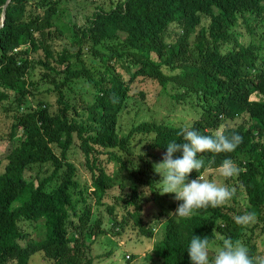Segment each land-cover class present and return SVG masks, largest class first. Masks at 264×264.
<instances>
[{"label": "trees", "instance_id": "obj_1", "mask_svg": "<svg viewBox=\"0 0 264 264\" xmlns=\"http://www.w3.org/2000/svg\"><path fill=\"white\" fill-rule=\"evenodd\" d=\"M64 6L67 33L57 23ZM262 40L264 0H8L0 25V116L10 143L0 159V264H27L35 252L51 264H91L90 244L104 233L92 204L101 205L112 186L110 163L133 183L114 204L152 235L140 225L142 188L152 193L161 181L154 166L168 143H182L183 128L211 134L237 117L241 121L226 126L227 134L237 133L243 142L232 153L203 157H214V168L230 158L243 169L235 185L243 209L226 204L191 218L159 215L149 256L159 264H191L193 235L217 234L242 240L259 257L247 231L264 227ZM37 66L53 106L29 104L39 82L28 74ZM138 83L155 84L191 106L196 117L185 125L140 118L124 126L123 113L143 110L135 104L142 97ZM251 93L256 99H249ZM72 150L82 155L87 185L80 186L68 160ZM104 209L113 225L108 231L119 235L113 204ZM245 212L257 219L241 227L234 217ZM39 224L42 236L26 238L29 225Z\"/></svg>", "mask_w": 264, "mask_h": 264}, {"label": "rangeland", "instance_id": "obj_2", "mask_svg": "<svg viewBox=\"0 0 264 264\" xmlns=\"http://www.w3.org/2000/svg\"><path fill=\"white\" fill-rule=\"evenodd\" d=\"M64 10L58 13L57 23L62 27L61 29L67 33V14L68 6H64ZM255 43L258 41V37L253 35ZM261 44L260 52H264V41H259ZM41 67L37 66L29 71L28 79L32 81H38L39 85L36 90L32 89V95L29 96V104L34 106L36 102L42 100L47 104L53 106L54 97L49 91H44L47 84L39 80ZM135 90L141 91L142 97L138 98L135 104L142 106V112L139 115H135L134 111L122 114L121 123L124 126H128L131 121L134 122L138 119H153L157 121H164L172 124H188L193 118L196 117L194 110L191 106L184 103H177L170 99L165 92H163L155 84L138 83L135 86ZM249 99H256L254 93L249 95ZM54 108V107H53ZM241 121L240 117L226 122L228 127L234 126ZM7 123L6 120L0 116V159L4 155V152L10 146L9 141L6 139L7 135ZM153 154L161 157L162 155L157 150H151ZM68 160L73 163L76 168L78 181L80 186L87 185V173L82 167V155L77 150H72L68 155ZM1 166V163H0ZM42 172L41 175H45L49 170ZM45 169V168H44ZM108 171L110 170L113 175L112 186L107 190L106 197L101 205H93V211L97 213L100 219V227L104 230L103 234H98L94 241L90 244L89 255L92 258L91 264H159L158 259H154L149 256L152 244L156 240V234L159 231L160 221L159 215H169L174 213L178 204L182 201L175 200L174 194L161 195L160 185L156 183L152 193L150 189L142 188V195H144L142 209L140 211V221L144 230L150 229L152 235H145L137 226L133 223L131 218L126 214L123 206L119 203L114 204L118 196L123 195L133 186V183L127 177L126 173L118 166L113 164L107 165ZM206 179L215 180L218 183L226 184L229 187L235 188V199L231 200L227 205L232 204L236 211L241 212L244 206V198L242 191L236 188L237 176L233 178L225 179L217 172L201 173ZM196 179V178H194ZM190 181V180H189ZM105 203L113 204V214L115 219L122 225L119 235L113 236L108 231L113 225L109 221V214L104 209ZM174 216V215H173ZM176 217V216H175ZM125 219L123 224L120 220ZM118 225V226H119ZM119 228V227H117ZM27 237L37 239L42 236L43 227L34 225L27 228ZM253 232H248L251 236V241L255 244V254L260 258H264V227L261 229L255 225ZM217 235V234H216ZM215 235V236H216ZM27 264H51L50 260L44 259L40 252L33 253L28 259Z\"/></svg>", "mask_w": 264, "mask_h": 264}, {"label": "clouds", "instance_id": "obj_3", "mask_svg": "<svg viewBox=\"0 0 264 264\" xmlns=\"http://www.w3.org/2000/svg\"><path fill=\"white\" fill-rule=\"evenodd\" d=\"M179 134L183 142L168 143L162 161L154 166L155 172L161 176L159 193L174 194L175 200L182 201L170 215L191 218L200 209L228 204L235 196V188L206 179L203 174L190 181L189 176L193 172L213 171L225 179L238 176L243 169L232 159L225 158L214 168L215 158L206 161L203 154L232 153L243 142V137L237 133L227 134L224 124L211 134H201L190 127L183 128ZM178 152H182V156L174 158ZM256 219L255 212L234 217L235 223L241 227L254 224ZM187 252L191 264H264V258L253 256L242 240L223 235H216L214 239L193 235Z\"/></svg>", "mask_w": 264, "mask_h": 264}, {"label": "water", "instance_id": "obj_4", "mask_svg": "<svg viewBox=\"0 0 264 264\" xmlns=\"http://www.w3.org/2000/svg\"><path fill=\"white\" fill-rule=\"evenodd\" d=\"M7 2H8V0H5V2L2 5L1 11H0V25H2V23H3L4 8H5Z\"/></svg>", "mask_w": 264, "mask_h": 264}]
</instances>
